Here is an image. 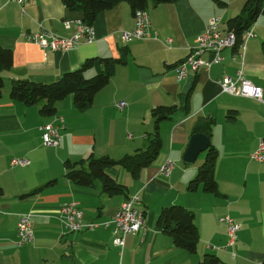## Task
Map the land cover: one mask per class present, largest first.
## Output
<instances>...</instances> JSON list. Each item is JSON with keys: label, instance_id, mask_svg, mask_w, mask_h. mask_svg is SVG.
Here are the masks:
<instances>
[{"label": "crops", "instance_id": "crops-1", "mask_svg": "<svg viewBox=\"0 0 264 264\" xmlns=\"http://www.w3.org/2000/svg\"><path fill=\"white\" fill-rule=\"evenodd\" d=\"M247 0H176L150 4L151 36L125 44L121 33L135 27L130 4L122 2L97 16L93 43H81L68 52L43 50L27 40L42 31L69 36L64 22L84 21L79 11L69 10L62 0H0V47L13 51L14 65L2 73L5 80L0 99V264H195L207 254L227 264L264 262V163L250 155L264 137V104L255 99L222 91L225 75L244 76L264 91V15L254 25L256 37L248 42L244 62L227 60L210 70H190L178 81L177 66L188 57L195 38L219 17L221 30L242 14ZM94 58L123 59L109 84L94 98L92 107L79 112L73 96L57 105L55 115H42L41 105L27 106L10 97L20 80L51 84L65 73L78 70ZM205 59L212 56L206 54ZM96 74L90 69L87 78ZM126 102L123 109L117 103ZM177 109L160 123L162 149L154 163L133 177L122 167L109 175L126 187L108 195L101 182L76 185L66 177V163L108 156L120 160L145 149L155 129L152 111ZM65 120L58 147H45L41 126ZM214 121L211 144L217 149L215 179L219 194L188 185L205 162L206 152L192 164L183 160L197 127ZM28 159L27 167H12V159ZM174 163L169 176L160 173L166 162ZM27 195V196H26ZM139 196L146 223L126 239L121 257L113 245L110 228L70 233L61 223L60 209L80 203L86 223H105L128 199ZM182 205L195 214L199 231L195 255L176 248L172 238L157 226L161 210ZM32 215L34 240L17 247L20 218ZM231 216L242 226L235 246L229 247L227 226Z\"/></svg>", "mask_w": 264, "mask_h": 264}, {"label": "trees", "instance_id": "trees-1", "mask_svg": "<svg viewBox=\"0 0 264 264\" xmlns=\"http://www.w3.org/2000/svg\"><path fill=\"white\" fill-rule=\"evenodd\" d=\"M175 1L62 0L69 10L82 12L84 15L83 22L88 25H93L100 13L110 10L122 2L130 4L133 12H135L137 9L147 10L150 4H169ZM262 15H264V0H247L242 14L233 18L230 21L229 30L225 31L235 33L240 43L242 34L254 26ZM262 48L264 53V43ZM121 63H124L123 59L94 58L85 61L78 70L65 73L60 79L51 84L20 80L13 84L10 97L27 106L41 105V114L52 116L57 112L58 103L69 96H73L76 109L79 112H85L92 107L95 96L109 84L116 65ZM13 65V51L0 47V99L3 97L5 89V80L2 73L11 70ZM93 68L96 70V74L91 78H87V71ZM176 110L174 106L160 107L152 111V116L155 118V129L150 135L149 144L145 149H139L134 154L126 155L120 160L108 156L97 158L91 155L79 162L72 163L68 161L66 163V177L76 185L83 187L94 186L99 181L102 184L103 192L108 195L124 192L126 187L116 182L108 171L115 167H122L133 177H136L142 169L151 166L162 149L160 123L163 120L170 119ZM213 125V120L201 124L197 127V133H204L210 137ZM217 155V149L211 144L206 151L205 162L199 168L197 176L188 185L189 191H195L202 186L204 192L219 194L218 183L215 179ZM3 193L4 190L0 186V196ZM157 226L172 238L176 248L183 249L192 255L197 253L199 231L195 224L193 211L182 205L165 207L158 216ZM195 264L227 263L217 255L207 254L201 262Z\"/></svg>", "mask_w": 264, "mask_h": 264}, {"label": "built area", "instance_id": "built-area-1", "mask_svg": "<svg viewBox=\"0 0 264 264\" xmlns=\"http://www.w3.org/2000/svg\"><path fill=\"white\" fill-rule=\"evenodd\" d=\"M19 5H23L26 0H13ZM135 27L131 31L121 33V39L125 44L132 43L135 40L146 39L151 36V19L147 10L137 9L134 12ZM222 20L219 17L213 18L206 26L205 30L199 34L190 49L186 61L177 66L178 81L185 79L190 70H210L213 66L224 63L227 60L226 53L235 49L237 46V37L234 33H226L221 30ZM66 30L70 31L69 36H60L55 32L42 31L36 34H29L28 41L40 46L43 50L64 51L68 52L81 43H93L95 33L92 25L84 22L72 24L65 21ZM254 26L246 30L240 40L237 53L232 55V60L237 58L242 62L248 49V42L255 38ZM205 54H211L212 59H205ZM223 92L232 96L255 99L264 104L263 89L247 80L243 72L240 71L236 77L225 75L220 80ZM127 106L126 102L116 104V107L123 109ZM66 128L65 120L58 117L54 123L41 126L43 144L47 147H58L61 140V131ZM250 159L255 162L264 163V137L261 139L258 148L250 155ZM12 167H27L31 164L28 159H12ZM174 169V163L166 162L161 168L160 173L169 176ZM142 200L139 196L128 198L121 206L118 213L108 222L105 223H86L84 212L80 203L73 201L64 205L60 209L59 219L66 230L70 233H79L82 231H93L97 228H110L113 235V245L119 248L121 257L126 247V239L130 235L137 234L144 228L145 210L142 206ZM227 226L228 243L227 246L233 247L238 241L241 225L232 217L225 216L221 218ZM34 227L32 224V215H23L17 225V247H22L34 240Z\"/></svg>", "mask_w": 264, "mask_h": 264}, {"label": "water", "instance_id": "water-1", "mask_svg": "<svg viewBox=\"0 0 264 264\" xmlns=\"http://www.w3.org/2000/svg\"><path fill=\"white\" fill-rule=\"evenodd\" d=\"M211 145L210 138L204 133H195L191 137L189 148L184 155L186 164L194 163L201 153L206 152Z\"/></svg>", "mask_w": 264, "mask_h": 264}, {"label": "bare ground", "instance_id": "bare-ground-1", "mask_svg": "<svg viewBox=\"0 0 264 264\" xmlns=\"http://www.w3.org/2000/svg\"><path fill=\"white\" fill-rule=\"evenodd\" d=\"M226 33H231V32H224V34H226ZM232 33H233V32H232ZM234 34H235V33H234ZM235 35H236V34H235ZM236 37H237V36H236ZM27 40H28V39H27ZM141 40H142V39H141ZM32 43H33V42H32ZM240 43H241V42H240ZM240 43L238 42V38H237V46L235 47V49L232 50V51H235V50H236V51H235L233 54L237 53V51H238V47H239V44H240ZM205 55H206V54H205ZM205 55H204V56H205ZM209 55H211V54H209ZM188 56H189V55H188ZM211 56H212V55H211ZM187 58H188V57H187ZM237 59H238V58H237ZM186 60H187V59H186ZM186 60H185V61H186ZM196 71H197V70H196ZM241 71H242V70H241ZM239 72H240V71H239ZM239 72H238V73H239ZM238 73H237V75H238ZM237 75H236V76H237ZM243 75H244V74H243ZM236 76H234V77H236ZM244 77H245V76H244ZM245 78H246V77H245ZM246 79H247V78H246ZM247 80H248V79H247ZM249 81H250V80H249ZM250 82H251V81H250ZM252 83H253V82H252ZM220 85H221V83H220ZM221 88H222V86H221ZM222 91H223V88H222ZM263 92H264V91H263ZM50 147H52V146H50Z\"/></svg>", "mask_w": 264, "mask_h": 264}, {"label": "rangeland", "instance_id": "rangeland-1", "mask_svg": "<svg viewBox=\"0 0 264 264\" xmlns=\"http://www.w3.org/2000/svg\"><path fill=\"white\" fill-rule=\"evenodd\" d=\"M45 146V145H44ZM45 147H47V146H45Z\"/></svg>", "mask_w": 264, "mask_h": 264}]
</instances>
